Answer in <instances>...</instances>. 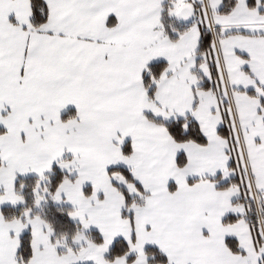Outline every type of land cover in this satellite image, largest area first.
Masks as SVG:
<instances>
[{"label":"snow or ice","instance_id":"snow-or-ice-1","mask_svg":"<svg viewBox=\"0 0 264 264\" xmlns=\"http://www.w3.org/2000/svg\"><path fill=\"white\" fill-rule=\"evenodd\" d=\"M0 264H264V0H0Z\"/></svg>","mask_w":264,"mask_h":264}]
</instances>
